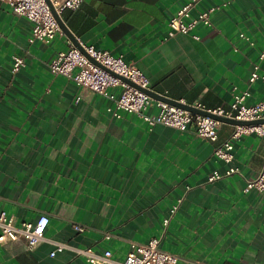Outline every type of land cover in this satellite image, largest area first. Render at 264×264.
I'll use <instances>...</instances> for the list:
<instances>
[{
    "label": "crops",
    "instance_id": "1",
    "mask_svg": "<svg viewBox=\"0 0 264 264\" xmlns=\"http://www.w3.org/2000/svg\"><path fill=\"white\" fill-rule=\"evenodd\" d=\"M189 1L83 0L60 18L77 43L134 64L164 98L229 108L234 93L248 90L246 104L264 100L262 79L248 85L254 64L264 75V0H197L190 16L215 8L210 25L169 36L170 17ZM30 36L31 22L0 1V211L16 225L49 218L34 249L0 243V264H87L74 251L85 247L120 262L130 242L152 237L176 264H264V190H244L264 169V135L234 140L226 163L213 149L234 125L222 122L216 142L199 138L193 124L149 128L50 71L73 43L62 30L49 42ZM15 54L24 65L12 73ZM230 165L239 172L207 182ZM56 242L67 246L51 256Z\"/></svg>",
    "mask_w": 264,
    "mask_h": 264
},
{
    "label": "built area",
    "instance_id": "2",
    "mask_svg": "<svg viewBox=\"0 0 264 264\" xmlns=\"http://www.w3.org/2000/svg\"><path fill=\"white\" fill-rule=\"evenodd\" d=\"M0 1L7 4L13 14L23 16L31 22L30 42H49L61 30L56 16H60L67 9H78L83 0H48L49 3L46 0ZM196 1L190 0L170 17L169 36L177 33L187 34L198 23L210 25L211 13L215 8H209L198 16L191 17L190 9ZM258 59L264 61V47L260 50ZM23 65L22 56L17 54L12 56V73L18 72ZM49 68L56 75L71 77L76 85L83 89L108 96L113 100V107L116 111L137 114L148 124L149 128L156 124H163L176 130H184L188 124H193L199 138L216 142L222 122L211 115L242 121L264 119V100L246 104L248 90L234 93L229 108L222 106L207 108L199 102L190 105L208 114L195 113L167 101L154 99L145 92L146 89H149V79L138 67L128 64L120 56H115L107 50L98 49L92 44L79 42L78 45H75L70 43L65 51L59 52L51 60ZM258 69L259 63L254 64L248 85L259 78L264 81V75H260ZM120 77L126 78L135 85L123 81ZM113 88L120 89L116 96L110 92ZM178 102L187 104L182 99ZM150 107L155 110L152 113H147V109ZM115 114L119 116L118 112ZM246 134L264 135V123L234 125L230 137L214 147V155L226 163H231L234 159V140ZM237 172H239V168L232 165L222 173L214 170L207 177V182H213ZM250 189L260 192L264 190V169L254 179L247 182L244 190ZM180 202L181 198L172 205L171 214L177 210ZM48 220V216L42 214L34 222L24 221L20 225H16L11 216L0 211V243L22 240L26 248L32 250L45 238ZM167 221L168 219H165L163 224L166 225ZM74 229L83 231L84 227L75 224ZM106 238H110L109 233L106 234ZM159 243L160 238L158 237L149 238L145 243L130 242L129 250L120 262L111 259L110 250L97 253L91 247H85L76 248L74 251L76 255L82 256L87 264H176L178 256L162 249ZM66 246L64 242H56L55 249L50 252V255H55Z\"/></svg>",
    "mask_w": 264,
    "mask_h": 264
},
{
    "label": "water",
    "instance_id": "3",
    "mask_svg": "<svg viewBox=\"0 0 264 264\" xmlns=\"http://www.w3.org/2000/svg\"><path fill=\"white\" fill-rule=\"evenodd\" d=\"M46 2L49 3L48 0H46ZM56 19H57V22H58V25H59L60 29L72 40L73 44L78 45V43L75 41L74 36L71 34V32L68 30V28L62 22L60 16H56ZM120 78L123 81H125V82H127L129 84L135 85V84H133L132 82H130L129 80H127L124 77H120ZM145 92L148 95H150L152 98L161 99V100L167 101L169 103H172V104L178 105L180 107H183L184 109H187L189 111H192V112H195V113H201V114H208L207 112H205L203 110H199L197 108H194V107L190 106L189 104H181L178 101L164 98L163 96H160L159 94H157L156 92L152 91L151 89H146ZM211 116H213L215 119H217V120H219L221 122L229 123V124H232V125H247V124H251V123H264V119H258V120H254V121H242V120H236L234 118H229V117H219V116H214V115H211Z\"/></svg>",
    "mask_w": 264,
    "mask_h": 264
}]
</instances>
